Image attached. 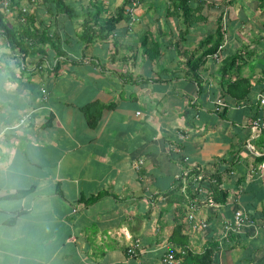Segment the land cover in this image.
Wrapping results in <instances>:
<instances>
[{
	"label": "crops",
	"instance_id": "crops-1",
	"mask_svg": "<svg viewBox=\"0 0 264 264\" xmlns=\"http://www.w3.org/2000/svg\"><path fill=\"white\" fill-rule=\"evenodd\" d=\"M97 1L105 18L117 13L106 8L119 0ZM167 1L146 0L140 23L125 17L90 46L81 36L94 7L52 18L38 6V23L63 42L62 57L48 45L41 65L40 55L25 64L1 44L0 264H165L170 253L189 264L187 253L207 250L211 264H264V132L251 126L264 119V33L249 36L251 60L238 64L242 34L232 37L239 48L201 60L217 22L184 37ZM145 35L159 42L158 58L148 56ZM195 175L203 180L193 183ZM214 175L226 198L210 206ZM238 210L251 223L222 243Z\"/></svg>",
	"mask_w": 264,
	"mask_h": 264
},
{
	"label": "trees",
	"instance_id": "trees-1",
	"mask_svg": "<svg viewBox=\"0 0 264 264\" xmlns=\"http://www.w3.org/2000/svg\"><path fill=\"white\" fill-rule=\"evenodd\" d=\"M137 0H126V4L118 8L117 13L104 17V9L97 0H89V7H94L95 10H89L85 13L84 28L82 39L87 46L93 44L96 40H104L108 37L109 33L114 30V27L123 18H130V13L127 11L129 7L135 8L134 4ZM167 5V16L179 17L183 30L181 34L185 37L191 27L200 22H208L214 18L217 22V29L214 34L209 35L201 43V49L214 43L212 48L207 49L204 56L215 54L219 51L220 47L225 41V30L223 29V16L226 5L219 4L218 2L207 3L206 0L200 2L196 7L192 5L193 0H169ZM259 7L264 11V0H259ZM5 5V9L12 14L14 23L11 24L10 16L4 8H0V47L1 44L9 48L11 55L21 53L25 64H27L28 55H40V63L48 57V50L46 46L49 45L50 50L56 54V57H62V39L56 34L51 35L48 31V26L40 25L38 23L37 10L38 6H42V10L46 16L56 18L59 15L65 14L69 17H78L80 10L85 11L84 0H0V7ZM129 5V6H128ZM37 6V7H36ZM88 7V9H89ZM27 11H26V10ZM221 9V10H220ZM219 13V15H217ZM10 21V22H9ZM153 43V44H152ZM144 48L149 57L156 59L160 54V44L158 41L149 40V36L145 35L143 43ZM19 52H16V50ZM1 61V58H0ZM200 61V60H199ZM198 61V62H199ZM74 63L76 61H73ZM60 62L58 61L55 70L59 71ZM210 180L209 196L207 202L224 201L226 193L221 189V179L219 175H214ZM24 193H19L21 196ZM205 201V202H206ZM181 234V226L175 227L171 240L178 242L177 236ZM186 243V240H185ZM212 250H207L200 255L187 253L185 255V263L196 262L198 264H211L212 263ZM192 264V263H191Z\"/></svg>",
	"mask_w": 264,
	"mask_h": 264
},
{
	"label": "rangeland",
	"instance_id": "rangeland-1",
	"mask_svg": "<svg viewBox=\"0 0 264 264\" xmlns=\"http://www.w3.org/2000/svg\"><path fill=\"white\" fill-rule=\"evenodd\" d=\"M145 1L146 0H140L138 5L134 8L135 16L133 17L131 16L132 17L131 20L133 22H136V23L141 22L139 11ZM160 1L166 3L167 0H160ZM193 1H197L198 3H200L205 0H193ZM214 1L222 5L224 4L227 7L224 9L225 11H224V16H223V29L225 30V41L223 45L220 47V50H223L226 47L229 48L231 46L232 47L236 46L239 48L240 44L239 43L236 44L235 39L232 37H235L236 34H242V36L246 37L248 40L242 41L244 42V44L240 47L241 50L238 51L239 52L238 54L240 56L237 60L238 64L240 63L241 58L251 60V56L254 53H256L255 52L256 40L254 38H256L257 33H264V11H261V9L258 8L259 0H206L207 3H214ZM167 2H170V1L168 0ZM84 4L89 5V0H84ZM125 4H126V0H119L117 2L114 1V2H111L110 6L107 7L106 9L107 11L111 12V14H113V11L117 10L118 7H121L122 5L124 6ZM229 4H232L233 7L235 5V9H232ZM4 7L5 5L0 8H4ZM5 8H4V11H7V9ZM154 10H156V12ZM157 11H160V9L153 8L152 14L156 16L161 15ZM7 13L11 18L10 19L11 24L14 23L12 14L8 11ZM165 15H166V12H165ZM217 15H219V13H217ZM228 18H230V20H232L233 18L236 19L237 23L235 25L234 24L231 25L230 21H228L227 23ZM195 26H198V25H195ZM208 27L211 28L213 26L212 24H210L208 25ZM209 31H211V29ZM250 35L254 37L253 40L252 39L250 40V37H249ZM248 54H250L251 56H249ZM261 60L264 61L263 58ZM230 63L232 64V60L230 61ZM235 66H237V64H235Z\"/></svg>",
	"mask_w": 264,
	"mask_h": 264
},
{
	"label": "built area",
	"instance_id": "built-area-1",
	"mask_svg": "<svg viewBox=\"0 0 264 264\" xmlns=\"http://www.w3.org/2000/svg\"><path fill=\"white\" fill-rule=\"evenodd\" d=\"M140 0H137L134 6H136L139 3ZM130 14L132 17L134 16V8L129 9ZM261 105H264V93L259 95L258 98ZM217 110H221V107L225 106V103L223 100H219L218 102ZM251 126L254 131L256 132H264V119L258 118L253 119L251 122ZM191 170L186 169L182 174L179 175V179H182L183 182L182 187L186 190L188 180L190 178ZM203 180L202 175H195V178H193V183L197 184L199 181L201 182ZM186 195V194H185ZM205 204L210 206H217L216 202L210 200L209 202H205ZM251 223V220L243 211L238 210L236 211L235 215L232 217V219H227L225 223V231L223 233V236L219 239L222 243L224 240H229V237L234 234L236 236L242 234L244 231V228L248 226V224ZM203 227H207V223L204 222L202 224ZM141 249V245L139 241H136L132 246H130L127 250V253L130 257H135L137 255V251ZM175 255L173 253L167 254L163 261L165 264H174L175 263Z\"/></svg>",
	"mask_w": 264,
	"mask_h": 264
},
{
	"label": "bare ground",
	"instance_id": "bare-ground-1",
	"mask_svg": "<svg viewBox=\"0 0 264 264\" xmlns=\"http://www.w3.org/2000/svg\"><path fill=\"white\" fill-rule=\"evenodd\" d=\"M131 8H133V7H129L128 9H127V11L129 12V9H131ZM130 13V12H129ZM130 16H132L131 14H130ZM134 16H135V14H134ZM131 19H132V17H131Z\"/></svg>",
	"mask_w": 264,
	"mask_h": 264
}]
</instances>
